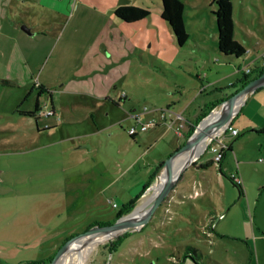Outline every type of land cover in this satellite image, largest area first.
<instances>
[{"label":"rangeland","instance_id":"rangeland-1","mask_svg":"<svg viewBox=\"0 0 264 264\" xmlns=\"http://www.w3.org/2000/svg\"><path fill=\"white\" fill-rule=\"evenodd\" d=\"M30 1L31 8L23 7L20 15L23 18L28 16V20L34 21L33 28L42 35L38 34L36 37L37 46L31 63H25L23 56L17 51L14 54L12 51L6 53L8 56L5 74L19 78L21 85L29 84L27 94L25 93L21 104H18L20 108L29 106L34 109L33 101L39 94V100L47 101L49 106L51 100L55 101L61 119L57 120L54 115L47 117L44 113L36 119L33 116L21 115L15 110L8 112L7 106L14 101V97L22 93V89L20 91L14 88L15 85L12 92L14 95L9 96L5 101L4 112H0V264H34L36 261H45L52 258L71 237L99 224L101 226L114 222L123 203L134 200V195L142 184L139 181L148 176L145 164L156 165L157 161L165 160L188 139L178 137L173 132L175 127L170 131L162 129L157 132L152 124L148 125L146 131L136 134L134 139L131 138L128 133L130 125L137 124L139 130L152 115L142 112L144 105L152 106L148 102L149 98L134 94L130 100L134 102V107L142 109L143 114L137 122L127 119L128 110L122 107L120 115L123 119L120 122L99 128V123L103 125L110 119L104 109V105L111 106L110 101L107 99L101 105L97 100L98 94L106 89L97 84L91 85L90 88L86 83L75 81L77 77L71 71L80 63L78 61L82 56L87 57L90 52V56L92 55V47H95L101 32L107 29L111 34L107 36L109 45L122 43L126 36L130 42L136 44L134 52L141 54L149 62V68L156 69L166 84L171 83L173 87H176V81H182V77L176 76V73L182 72V63L193 61L186 59L185 53L188 50L195 55L203 53L194 47H183L176 43L169 23L161 17V0ZM182 1L185 5L184 25L189 35L187 43L193 45L195 38L199 44L204 45L201 47L216 52L213 41L216 28H213L209 21L211 18L215 24V17L211 14L215 8L212 0ZM115 2L120 6L126 4L146 8L150 14L145 19L129 25L118 19L110 10L107 14H99L102 9ZM108 17H112L117 23L104 26L103 23ZM233 18V38L252 53L239 59V62L227 65L231 74L221 82L222 85L224 83L221 91H213L214 95L211 96L204 94L208 97L207 100L213 99L214 102L241 89L243 78L253 77L256 69L253 66L259 64H253L255 51L264 49V0H233ZM62 31H65V36H70L69 50L66 51L67 45L63 49L65 54L60 56L59 49H56V57L50 58L54 49L45 50V47L49 40L57 39ZM112 34H115L119 41L113 40ZM140 34L144 42L147 38L144 45L137 41ZM245 67L250 68L247 75L243 71ZM85 71L86 68L82 67L80 73H88ZM40 75L43 78L48 77V89L53 91L52 96L49 90L47 93V90L38 86L37 79ZM209 75L210 78L213 77V74ZM229 81L236 82V85H230ZM60 86L63 87L61 92ZM141 88L142 94L148 95L150 91L159 93L155 85ZM115 91L117 92L114 88L108 89L109 95ZM88 92L91 95H88ZM164 101L161 98L163 107L166 106ZM242 103L224 127L214 134L203 151L187 166L189 168L184 173V179L177 184L178 188L182 186L186 190L183 204L176 205L175 183L141 229L124 232L119 241L117 239L121 235L99 243L91 250L83 264L199 263L188 246L200 248L212 259L221 261V264H242L238 260H227L225 256L227 253L232 254L231 250L224 249L227 246H222V243H212L211 239H219L218 235L211 233L210 227L205 228L194 221L200 219L202 223L200 213L204 212V204L199 198L189 195L198 189L201 191L200 198H204L202 196L205 185L201 176H205L202 171L190 166L200 157L212 156L209 144L225 134H230L227 125H231V120ZM181 107L182 105L175 104L172 110L176 112ZM50 122L57 123V126L43 130L44 125ZM199 124H196L194 129ZM188 129L189 125L186 131ZM244 129L240 128V133L244 132ZM84 144L89 145V148L81 146ZM259 157L264 159V153ZM255 162L254 166L257 167L260 161L257 159ZM154 182L155 180L137 199L135 209L149 196L151 198ZM228 182L236 194L239 193L238 187L231 181ZM248 187L251 197L262 189L261 186L256 188L254 184ZM231 212L240 223L239 227L237 221L233 223V233L241 235L243 226L240 218L243 210L239 201ZM81 238L78 237L72 242L78 245L72 248L62 264H76L69 257L73 256L79 246L88 243L85 241L79 244ZM220 240L226 239H219L218 242ZM247 240H250L249 243L253 241L251 238ZM109 241L118 243L110 250L106 247ZM66 255L67 253L63 257ZM232 256L236 257L233 254Z\"/></svg>","mask_w":264,"mask_h":264},{"label":"crops","instance_id":"crops-1","mask_svg":"<svg viewBox=\"0 0 264 264\" xmlns=\"http://www.w3.org/2000/svg\"><path fill=\"white\" fill-rule=\"evenodd\" d=\"M117 6L120 5L115 2L112 5L105 7V9H102L99 14H107L109 10L113 12ZM23 7L30 9L31 1L0 0L1 113L5 110V101L9 98V96L12 97L14 95V93H12L14 85L15 89L17 88L20 91L22 89V93L18 94V97H14V101L7 106L8 112H14L15 106L21 104L23 97L27 94L26 91L29 89L28 83L21 85L19 78H12L5 74L6 58L8 56L6 53L12 51V54H14V52L17 51L23 56L25 63H28V61L31 63L35 53V47L37 46L36 37L38 34L42 35V33L38 32L37 29L33 28L32 22L34 21L28 20V16L25 18L21 17L20 10ZM212 11L211 14H213ZM209 21L214 28L215 24L212 23L211 18ZM123 22L126 25H129V22ZM109 23H117V21L112 17H108L105 19V23H103V25H109ZM26 29L29 30L30 33L29 31L27 32ZM65 35V31H62L57 39L54 38L55 40H49V44L46 45L45 50L54 49L53 52L51 51L49 56L50 58L52 56L53 58L56 57V49H59L60 56L69 50L70 36ZM110 35L111 34H109L107 29H105L104 32H101L95 42V47H92V55L90 56V52L87 57L82 56V58L78 61L80 63L71 71L77 77V80L75 81L86 83L90 88L91 85L97 84V86L101 88L104 87L106 89V91H102L98 94L99 99L97 100L100 101L101 105L103 104V101L107 99L110 101L109 103H111V106L110 104L104 105V109L107 110V117L110 119L103 125H100L101 123H99L98 126L100 129L107 127L109 124L120 122L123 119V116L120 115L122 107L128 110L127 115L124 113L127 116V119L137 122L139 117H142V109L138 110L134 107V102L130 100L132 94H134L136 96L141 95L145 98H149L148 102H150L152 106L148 107L147 105H144L150 110L145 112L143 107L142 112L152 114L149 116L150 118L158 117L160 110H166L168 113L166 114V119L164 121H161L154 126L155 131L158 132L162 129L170 131L173 130V127H175L176 130H173V132L178 137L184 138L188 125H193L196 117L203 110L204 105L213 100H207L208 97H205L204 94L211 96L212 94L214 95L213 91H221L224 88V83L222 85L221 82L226 80L228 75L231 74V72H228L227 70V65L232 62L240 61L239 59L235 60L230 56H225L217 50L216 32L213 35V41L216 47V52L214 53L204 49V45L199 44L197 39L193 38V45L186 43L183 47H194L196 50L203 53L195 55L191 50H188V52L185 53V58L189 60L192 59L193 61H186L182 63V72L179 74L176 73V76L182 77V81H176V83H174L176 87H173L171 83L166 84V81L158 74L156 69L149 68L147 65L149 62L144 59L141 54L138 55L134 52L136 44L130 42V40L124 36L125 38L122 43L109 45L110 41H108L107 36ZM101 38L103 41H101ZM112 38L113 40L119 41L115 34H112ZM137 38V41L142 43L141 45H144L147 41L146 38L144 42L142 34L138 35ZM66 46L67 50L65 51L63 49ZM105 46H107V48ZM251 53L252 51L250 49H246V54L244 56L250 55ZM255 54L256 57L253 58V64L258 62L259 64L253 67L258 68L264 66V49H261L260 51L256 50ZM49 60L44 68L47 66ZM153 66L155 67V65ZM82 67H85V72L88 73H80ZM209 74H213V77L210 78ZM4 79H7L9 82H4ZM229 82H231L230 85H236V82L234 81ZM37 83L39 87L43 90H47L48 93V77L43 78L40 75L37 79ZM154 85L158 87L157 89L159 90V93L155 94L150 91L148 95L142 94L143 88L141 87L144 86L148 88L149 86ZM240 86H242V83ZM60 88L61 92L63 87L60 86ZM110 88L116 89L117 92L115 91L114 94L109 95L108 89ZM119 90H121V92H119ZM49 92L52 96L53 91L49 90ZM87 94L91 95L89 92ZM150 96L152 97L151 100ZM36 97L33 102H35ZM161 98L165 100V107H163V103H161ZM170 99L172 101H170ZM40 102L43 111L50 112L49 115H46L47 117L54 115L57 120L61 119V116L57 113L58 107L56 106L55 101L51 100L50 106L47 101ZM175 104L176 106L182 105L181 109H177L176 112L172 110L173 105ZM24 109L31 110L32 108L28 106L23 108V110ZM157 110L158 112L154 113V111ZM228 120L229 118L227 121ZM53 122L46 123L44 127L47 128L43 130H49L57 126V123ZM231 125L238 130V133L233 136L228 133L225 137H219V139H222V141L228 146L224 151L223 158L219 162H214V164L206 168H199L198 165L202 161L212 158V156L205 158L201 157L196 160V165L192 164V166H190L197 171H202V175L205 176V178L201 176L205 185L204 196H202L204 198H200L201 191L198 189L195 190L193 194L189 193L190 197L199 198V201L204 204V212L200 213L202 216V223H200V219H194V221H196L198 225L202 224L205 228L210 227L212 229L211 233L218 235L219 239H226L220 240L219 242V239L211 240L212 243H222V246H227L224 247V249H230L231 253L236 255V257H234L232 254L227 253L225 256L227 260H238V262H241L242 264H264V160L260 161L257 164V167L254 166V164H256L255 161L261 158L259 155L264 153V87L257 89L242 103L240 109L232 118ZM130 126H135L137 128V124ZM240 128H245V131L240 133ZM141 132L144 131H140L137 128L136 134ZM162 161L163 160L157 161L156 165L151 163L145 164V167L148 169V176L139 181V183H142L140 189L150 176H154L152 181L155 180L157 168ZM188 168L182 172L181 177L176 182V205L183 204L182 201L186 196L185 188L182 186L178 188L177 184L184 179V173ZM232 174H237L242 179V195H240V193L236 194L228 182L229 180L236 185L230 179ZM250 184H254L256 188L259 186L262 188L261 191L253 197L250 196V188H247ZM139 191H136V195L139 194ZM142 194L138 195L139 197L137 199H139ZM136 195H134V197ZM237 201L241 203L243 210V215H241L240 218L243 226L241 235L234 234L232 229V225L236 221L237 227L240 225L239 219L235 217L236 215L233 216V213L231 212V209L235 206ZM193 207L195 206L193 205ZM250 238L253 239L252 243H249L250 240H247ZM208 256L212 259L209 254ZM212 260L221 264V261L219 260Z\"/></svg>","mask_w":264,"mask_h":264},{"label":"trees","instance_id":"trees-1","mask_svg":"<svg viewBox=\"0 0 264 264\" xmlns=\"http://www.w3.org/2000/svg\"><path fill=\"white\" fill-rule=\"evenodd\" d=\"M212 3L215 5V8L212 11V13L215 17V28H216V34H217V42H216L217 43V50L221 54H223L225 56H230V57L234 58L235 60L244 57V55L246 54V48L240 42H238L236 39L233 38V31H234L233 0H212ZM161 6H162L161 17L169 23V25L172 29V32L174 34L176 43L179 46H184L187 43V38L189 35L185 29L184 20H183L184 7H185L183 1L182 0H161ZM113 14L118 19H121V20L129 22V23H132V22L134 23V22L141 21V20L145 19L146 17H148L150 12L148 9L142 8L139 6L121 5V6L116 7L113 10ZM263 71H264V66L256 68L255 74L253 75V77L243 78L241 80L242 86L244 84H246L250 79L261 74ZM245 74L247 75L249 73H245ZM3 81L6 83L9 82L7 79H4ZM38 96H39V94L37 95L36 100L34 102V109H31V110H25L24 109L23 110L19 106H16L15 111L21 115L33 116L37 119L36 111L39 109V107L41 105V102L39 101ZM216 103L217 102H214L212 100V101H210L204 105L203 110L196 117L193 125L189 126V129L187 130V132L184 136V139L186 137H189V135H191V133L194 130L195 125L198 124L200 122V120L209 113V111L216 105ZM167 111H169V110H167ZM45 128H47V127H43V129H45ZM38 129L40 130V128H38ZM226 135L227 134H225L224 137ZM130 137L134 139L135 135L130 134ZM213 142L214 141H212L211 144ZM211 144H209V146ZM209 146H208V148H209ZM214 162L215 161L213 160V157H212V158H209L205 161H202L198 165V167L199 168H206V167L214 164ZM192 164L196 165L197 162L194 161ZM181 175H182V173H181ZM181 175H180V177H181ZM153 177L154 176H150V178L142 185L138 195H140L144 192L145 188L150 184ZM230 179L233 181L232 178H230ZM238 187H239V193H240V195H242L243 189L241 186H238ZM138 195H136L134 197V200L132 202H129L126 204L123 203V205L121 206V209L117 212V214L115 216V220H116V218H119L122 214L130 212L134 208L136 201H137V198L139 197ZM110 223H112V222H110ZM110 223H108V224H110ZM103 225H105V224H103ZM123 236L124 235L119 236L117 241H119L120 238H122ZM116 243H118V242L109 241L106 244V247H108L111 250L114 248ZM187 248L194 253V259H196V261L199 262V263H197V262H195V263H197V264H200V263L201 264H219L217 261L212 260L208 256V254L203 253L200 248L191 247V246H188ZM51 259L52 258L50 257L49 259H47L45 261H36V262H34V264H48Z\"/></svg>","mask_w":264,"mask_h":264},{"label":"water","instance_id":"water-1","mask_svg":"<svg viewBox=\"0 0 264 264\" xmlns=\"http://www.w3.org/2000/svg\"><path fill=\"white\" fill-rule=\"evenodd\" d=\"M28 31L29 30H27V32ZM261 87H264V71L261 74L250 79L246 84H244L241 87V89L235 91L229 96H226L224 99L219 100L216 103V105L209 111V113L200 120L199 122L200 124L194 129L195 131L193 130V132L188 137V139L178 149H176L165 160L162 161V163L158 166V169L155 175V183H156L155 195L153 196L151 202L149 203L146 214L143 216L142 219L132 224L122 222V219L124 217L131 214L135 210V207H134L131 212H129L125 216L124 215L120 216L114 222L110 224H105L101 226L97 225L95 228L87 229L85 232L77 234L76 236H73L69 240H67V242H65L60 247L58 252L52 257V259L50 260L48 264H56L62 258V256L68 252L70 243L72 244V242L78 237L81 238L84 236H88L92 233H95L97 231L111 230V229H119V232L115 235V236H118V235H122L124 232L136 231V230L141 229L144 226V224L151 218L154 211L160 205L161 201H163L165 196L173 188V185L177 182L181 173L192 162V160L184 162L180 166V168L177 170L176 175L167 181L168 175L166 176V173L168 171L170 164L172 163V160L179 153L185 151L189 147L193 146L195 143L201 140H204L208 137H210V140H211V138L214 136V135L212 136V134L217 131L218 127L221 125V122L222 121L224 122L226 119L224 118L225 108L227 109L230 106V104L239 97H243L242 102H244L253 92H255L257 89ZM201 125H203L202 126L203 128L200 127ZM81 146L89 148V145L84 144Z\"/></svg>","mask_w":264,"mask_h":264},{"label":"bare ground","instance_id":"bare-ground-1","mask_svg":"<svg viewBox=\"0 0 264 264\" xmlns=\"http://www.w3.org/2000/svg\"><path fill=\"white\" fill-rule=\"evenodd\" d=\"M242 101H243V97H239L236 100H234L227 109L225 108L224 118H226V119L224 122L223 121L221 122V125L219 126V129H217L216 132L220 131L224 127L228 118L230 120L232 114H234V112H236V110L238 109V107L240 106V103ZM202 126L203 125H201L200 127H202ZM215 133H213L212 136ZM209 140H210V137H208L204 140H201V141L195 143L193 146L186 149L185 151L179 153L172 160V163L170 164V166L168 168V171L166 173V176L168 175L167 181L176 175L177 170L180 168V166L184 162L191 161V160H193V158H195L197 155H199L200 152L203 151V149L206 147ZM152 188H153V191L151 194V198H149L150 197L149 196L146 199V201L143 202L142 205L137 207L131 214L124 217L122 219V222L132 224V223H135V222H137L143 218V216L146 214L149 203L151 202L153 196L155 195V192H156V183L155 182L153 183ZM118 232H119V229H111V230H104V231L95 232V233H92L88 236L82 237L78 243L82 244L85 241H87L88 243L83 245V246H79V248L73 253V256L69 255L70 256L69 258H72L74 260V262H76V264H83L84 260L88 257L89 253L91 252V250L96 245L114 237ZM76 245H78V244H76ZM76 245L70 243L67 255L64 257L62 256V258L56 264H62L65 260V257L68 256V253H70L72 248H74V246H76Z\"/></svg>","mask_w":264,"mask_h":264},{"label":"built area","instance_id":"built-area-1","mask_svg":"<svg viewBox=\"0 0 264 264\" xmlns=\"http://www.w3.org/2000/svg\"><path fill=\"white\" fill-rule=\"evenodd\" d=\"M250 72V68H245L244 69V73H249ZM150 109L147 106H144V111L148 112ZM170 111V110H169ZM43 113L45 115H49L50 112L49 111H43ZM166 114H168L165 110H160L158 117H151L149 119L148 122H146V124H142L140 126V131H146L148 129V125L152 124L153 127L156 126L159 122L164 121L166 119ZM227 130H230V135H236L238 133V130L236 128H233L230 124L227 125ZM137 132V128L135 126H130L128 128V133L129 134H136ZM227 145L222 141V139H217L215 142H213L210 146H209V150L212 153V157L213 160L215 162L220 161L223 156H224V151L225 149H227ZM259 161H262L264 159L259 158ZM231 178L233 179L234 183L237 184L238 186H241L242 183V179L240 176H238L237 174H232Z\"/></svg>","mask_w":264,"mask_h":264},{"label":"flooded vegetation","instance_id":"flooded-vegetation-1","mask_svg":"<svg viewBox=\"0 0 264 264\" xmlns=\"http://www.w3.org/2000/svg\"><path fill=\"white\" fill-rule=\"evenodd\" d=\"M43 113L42 105H40L39 109L36 111L37 117L40 116Z\"/></svg>","mask_w":264,"mask_h":264}]
</instances>
